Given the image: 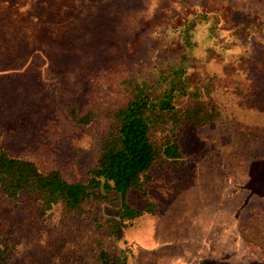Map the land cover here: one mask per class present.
I'll return each instance as SVG.
<instances>
[{
  "label": "rangeland",
  "instance_id": "rangeland-1",
  "mask_svg": "<svg viewBox=\"0 0 264 264\" xmlns=\"http://www.w3.org/2000/svg\"><path fill=\"white\" fill-rule=\"evenodd\" d=\"M172 70L220 117L184 129L178 164L150 169L154 215L111 238L93 218L115 216L113 193L77 217L60 206L40 216L33 200L0 191L6 264H100L101 248L128 264H264V0H0V148L82 182L106 111L127 99L123 81ZM72 108L99 118L78 125ZM127 203L143 208L136 191Z\"/></svg>",
  "mask_w": 264,
  "mask_h": 264
},
{
  "label": "trees",
  "instance_id": "trees-1",
  "mask_svg": "<svg viewBox=\"0 0 264 264\" xmlns=\"http://www.w3.org/2000/svg\"><path fill=\"white\" fill-rule=\"evenodd\" d=\"M208 16L206 12L195 15L185 32L194 26L198 17ZM79 27L80 24L76 29ZM63 43L60 41V45ZM75 43L82 44V41ZM163 82H167L164 87ZM122 84L127 99L123 105L106 111L110 124L101 138L97 163L86 180L70 182L57 170L44 173L34 162L11 157L0 148V191L11 200L20 197L33 200L40 216L60 206L65 215L77 217L85 214L87 203L107 201L108 194L113 193V199L120 203L115 216L102 221L93 218L98 227L106 225L111 238L117 237L119 225L125 227L146 214L154 215L156 206L144 188L151 180L150 169L155 165L178 164L185 156L179 142L184 129L211 125L217 122L220 113L202 100L200 93L188 91L184 70H172L168 77L153 83L130 77ZM187 95L193 102L179 104L178 98ZM70 115L81 126L99 118L96 111L80 114L77 108H72ZM130 191L139 193L142 209H134L127 203ZM6 253L7 247L0 245V264H6ZM98 259L100 264H128L124 252L112 255L103 248Z\"/></svg>",
  "mask_w": 264,
  "mask_h": 264
},
{
  "label": "clouds",
  "instance_id": "clouds-1",
  "mask_svg": "<svg viewBox=\"0 0 264 264\" xmlns=\"http://www.w3.org/2000/svg\"><path fill=\"white\" fill-rule=\"evenodd\" d=\"M236 52L239 53V52H241V50L240 49H236Z\"/></svg>",
  "mask_w": 264,
  "mask_h": 264
}]
</instances>
